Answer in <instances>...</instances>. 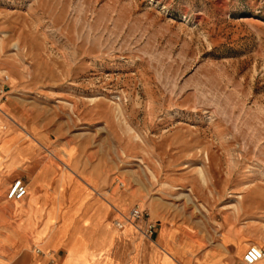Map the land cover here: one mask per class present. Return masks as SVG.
I'll return each instance as SVG.
<instances>
[{"label": "rangeland", "instance_id": "1", "mask_svg": "<svg viewBox=\"0 0 264 264\" xmlns=\"http://www.w3.org/2000/svg\"><path fill=\"white\" fill-rule=\"evenodd\" d=\"M0 112L6 169L19 139L111 203V223L137 205L161 234L164 222L209 242L239 225L264 252V0H0ZM62 182L33 254L82 243L65 237ZM40 211L28 200L10 214ZM8 225L5 247L26 240Z\"/></svg>", "mask_w": 264, "mask_h": 264}, {"label": "crops", "instance_id": "2", "mask_svg": "<svg viewBox=\"0 0 264 264\" xmlns=\"http://www.w3.org/2000/svg\"><path fill=\"white\" fill-rule=\"evenodd\" d=\"M7 134L17 133L7 131ZM24 143L16 139L13 141V147L9 150L8 156L17 152L22 154L23 159L19 164L6 169L7 162L2 163L0 159V166L6 169L0 175V193L2 179L8 173L19 171L29 176L26 184L21 178H15L25 186L26 195L21 200L5 201L0 195V198L2 197L0 200V227L7 225L10 229L8 224L20 223L21 226L26 227L24 230L26 240H14L11 246L6 247L0 240V264H243L242 255L247 247L252 245L245 238L244 226L236 225L230 229L223 228L214 240L210 236L209 242L193 240L184 230L168 226L164 222L165 232L161 234L162 221H153L154 231L150 240L140 237L132 226L116 229L109 221V210L113 209L109 207L112 205L111 203L94 200L78 182L67 180L63 175L55 176L59 169L51 161L33 163L30 157L34 146L28 147L27 143ZM29 173L31 174L29 175ZM49 176L52 180L45 188L43 185L48 181ZM58 179L63 181L62 206L67 207L70 212H74L65 237L78 233L82 243L75 246L73 250H68L62 239L56 248L43 253L37 249V252L33 254L31 250L35 244L43 243L47 235L45 233L44 236H40L37 243L31 241L34 235L45 232L47 209L50 205L49 197L55 191ZM33 182L36 184L29 192L28 186ZM28 200H35L39 205L41 208L39 215L26 217L24 212L19 213L16 217L11 216L10 212L15 203L24 204ZM129 206L130 204L125 207V213L134 205ZM148 219H150L149 216ZM82 220L87 221L86 226L82 225ZM109 224L112 228L107 226ZM1 234L0 231V236ZM7 241L10 242L8 239ZM254 264H264V256Z\"/></svg>", "mask_w": 264, "mask_h": 264}, {"label": "built area", "instance_id": "3", "mask_svg": "<svg viewBox=\"0 0 264 264\" xmlns=\"http://www.w3.org/2000/svg\"><path fill=\"white\" fill-rule=\"evenodd\" d=\"M25 195L26 190L24 184L19 179H14L7 186L3 200L18 201ZM115 214L117 218L112 220L114 228L121 229L124 224H129L140 237L150 240L154 231V223L148 219V214L143 209L134 205L124 214L118 212ZM263 256L264 252L261 248L250 245L243 253L241 260L243 264H254L263 258Z\"/></svg>", "mask_w": 264, "mask_h": 264}, {"label": "bare ground", "instance_id": "4", "mask_svg": "<svg viewBox=\"0 0 264 264\" xmlns=\"http://www.w3.org/2000/svg\"><path fill=\"white\" fill-rule=\"evenodd\" d=\"M0 115L3 116V117H5V114H3L2 112H0ZM125 226H130V225H129V224H124L122 228H124ZM122 228H121V229H122ZM256 247H257V246H256ZM36 251H37V250H36ZM36 251H35V252H36Z\"/></svg>", "mask_w": 264, "mask_h": 264}]
</instances>
